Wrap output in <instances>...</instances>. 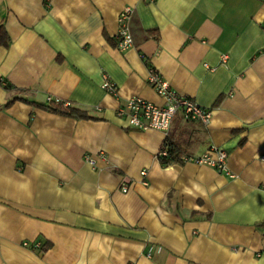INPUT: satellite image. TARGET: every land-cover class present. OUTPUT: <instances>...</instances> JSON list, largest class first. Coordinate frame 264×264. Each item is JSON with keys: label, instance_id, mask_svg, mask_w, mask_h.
Returning a JSON list of instances; mask_svg holds the SVG:
<instances>
[{"label": "crops", "instance_id": "1", "mask_svg": "<svg viewBox=\"0 0 264 264\" xmlns=\"http://www.w3.org/2000/svg\"><path fill=\"white\" fill-rule=\"evenodd\" d=\"M0 24V264H264V0H0ZM149 67L208 120L130 126L128 98L163 103ZM64 102L91 118L36 106Z\"/></svg>", "mask_w": 264, "mask_h": 264}, {"label": "built area", "instance_id": "2", "mask_svg": "<svg viewBox=\"0 0 264 264\" xmlns=\"http://www.w3.org/2000/svg\"><path fill=\"white\" fill-rule=\"evenodd\" d=\"M132 13V8L125 6L119 13L118 32L116 34V47L119 50H126L133 45L132 36L128 30L127 21ZM147 82L151 88L162 99L161 105H156L146 99L140 97L128 98L123 107L118 108V115L125 116L128 124L138 129H156L166 132L170 126L171 120L177 112H180L182 117L187 120H198L205 123L208 120L209 111L202 108L194 100L186 98L178 94L172 89L168 82L164 80L158 71L149 67ZM102 88L107 92L114 93L117 88L114 82H112L106 74L102 75ZM69 106L68 102L63 103V107ZM214 153V156L212 154ZM166 149H160L157 156H166ZM99 155V154H98ZM225 157L226 154L223 151L215 148H209V150L197 157L182 156V161H193L196 163H204L210 166L216 167L219 170L225 169ZM86 161L94 163V157L87 156ZM141 175L145 174V171H140ZM128 186L123 184L121 186L122 191H126Z\"/></svg>", "mask_w": 264, "mask_h": 264}, {"label": "trees", "instance_id": "3", "mask_svg": "<svg viewBox=\"0 0 264 264\" xmlns=\"http://www.w3.org/2000/svg\"><path fill=\"white\" fill-rule=\"evenodd\" d=\"M10 38L7 34L6 29L4 28L3 24H0V46H7L9 44ZM9 86L7 85V88ZM11 101H8L6 103L5 106H7ZM36 104V103H35ZM37 107L53 112V113H57V114H61L64 116H68V117H74V118H83V119H88L91 118L90 116H88L85 112L78 110V109H73V108H69L67 107H63L59 104H53V103H49V104H36ZM160 149H166L167 154L166 156H158V160L159 163L161 165H167L171 162H181V154L173 147H171L170 144H168L167 142H164V144L161 146Z\"/></svg>", "mask_w": 264, "mask_h": 264}]
</instances>
